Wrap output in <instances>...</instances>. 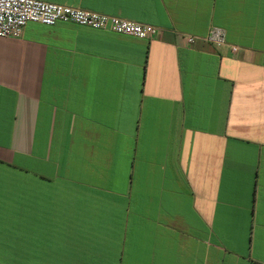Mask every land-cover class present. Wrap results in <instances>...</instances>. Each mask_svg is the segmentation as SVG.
<instances>
[{"label": "crops", "instance_id": "1", "mask_svg": "<svg viewBox=\"0 0 264 264\" xmlns=\"http://www.w3.org/2000/svg\"><path fill=\"white\" fill-rule=\"evenodd\" d=\"M43 1L158 33L0 37V264H264V0Z\"/></svg>", "mask_w": 264, "mask_h": 264}, {"label": "built area", "instance_id": "2", "mask_svg": "<svg viewBox=\"0 0 264 264\" xmlns=\"http://www.w3.org/2000/svg\"><path fill=\"white\" fill-rule=\"evenodd\" d=\"M30 23L48 27L69 23L147 41L158 33V29L148 24L64 4L43 0H0V37L20 38ZM185 38L189 43L195 40L191 36ZM202 40L214 46L227 45L226 32L220 27H213ZM230 49L232 52L238 50L235 46Z\"/></svg>", "mask_w": 264, "mask_h": 264}]
</instances>
